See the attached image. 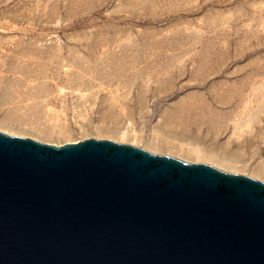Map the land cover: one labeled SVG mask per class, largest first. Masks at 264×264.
<instances>
[{"label":"rangeland","instance_id":"374dc122","mask_svg":"<svg viewBox=\"0 0 264 264\" xmlns=\"http://www.w3.org/2000/svg\"><path fill=\"white\" fill-rule=\"evenodd\" d=\"M0 131L264 181V0H0Z\"/></svg>","mask_w":264,"mask_h":264},{"label":"water","instance_id":"95a60500","mask_svg":"<svg viewBox=\"0 0 264 264\" xmlns=\"http://www.w3.org/2000/svg\"><path fill=\"white\" fill-rule=\"evenodd\" d=\"M0 264H264V181L0 131Z\"/></svg>","mask_w":264,"mask_h":264},{"label":"bare ground","instance_id":"6f19581e","mask_svg":"<svg viewBox=\"0 0 264 264\" xmlns=\"http://www.w3.org/2000/svg\"><path fill=\"white\" fill-rule=\"evenodd\" d=\"M78 141H74V142H72V143H77ZM55 145V144H54ZM58 146H60V145H58Z\"/></svg>","mask_w":264,"mask_h":264}]
</instances>
